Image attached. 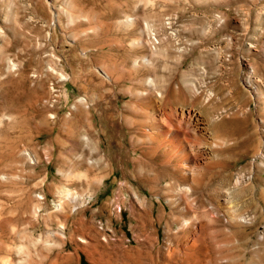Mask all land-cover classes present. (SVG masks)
<instances>
[{"label":"rangeland","instance_id":"rangeland-1","mask_svg":"<svg viewBox=\"0 0 264 264\" xmlns=\"http://www.w3.org/2000/svg\"><path fill=\"white\" fill-rule=\"evenodd\" d=\"M198 263L264 264V0H0V264Z\"/></svg>","mask_w":264,"mask_h":264},{"label":"bare ground","instance_id":"bare-ground-1","mask_svg":"<svg viewBox=\"0 0 264 264\" xmlns=\"http://www.w3.org/2000/svg\"><path fill=\"white\" fill-rule=\"evenodd\" d=\"M82 101V100H81ZM84 101V100H83ZM175 125V124H174ZM175 127V126H174ZM172 130V129H171ZM176 130V129H175ZM196 139V138H195ZM189 142V141H188ZM191 142V141H190ZM189 142V143H190ZM194 167V166H193ZM184 189H186L187 190V187H185ZM188 192V191H187ZM199 264V263H198ZM206 264V263H205Z\"/></svg>","mask_w":264,"mask_h":264}]
</instances>
